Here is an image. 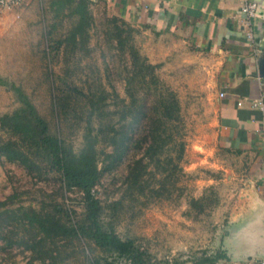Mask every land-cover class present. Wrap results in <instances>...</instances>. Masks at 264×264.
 <instances>
[{"label": "rangeland", "instance_id": "obj_1", "mask_svg": "<svg viewBox=\"0 0 264 264\" xmlns=\"http://www.w3.org/2000/svg\"><path fill=\"white\" fill-rule=\"evenodd\" d=\"M51 1L37 0V9L34 8L33 14L24 20L21 18L14 30L0 42V78L7 85L19 87L39 114L46 118L51 129L60 132L74 150H78L83 140L89 105L85 94L72 91L68 114H61L62 117L57 119V113L53 110V94H60L61 90L66 89L63 83L66 81L87 94L104 92L111 109L116 108L113 103L115 94L118 100L122 98L128 101V94L135 89L133 83L138 87L139 84L137 81L131 84L126 82L131 76L128 71L132 70L130 56L127 51L122 52L111 44L105 35L106 29L110 27L107 20L115 16L109 12L110 9L101 3L89 5L93 24L87 30V50H78L72 55L65 53L63 46L56 49L55 46L56 41L68 33L73 19L68 17L66 10L58 13L56 7L50 5ZM128 26L133 28V44L151 63L148 34L132 24ZM121 27L127 29L126 25L121 24ZM151 64L157 65L151 72L158 78V87L171 90L180 105L184 150L178 162L180 170L177 180L173 185L168 183L170 193L165 197H148L139 192L128 194L124 192L122 183L124 163L114 171L102 174L96 186L97 196L103 208L104 221H109L121 238L134 239L157 258H177L184 260L183 264H192L191 259L203 250L214 251L220 244L230 248L229 244L220 241L237 224L235 217L231 220L230 213L238 210V206H235L240 200V192H236L233 185L222 181L213 185L212 165H196L202 153L193 144L201 134L200 123L204 120L206 95H198L197 89L188 92L189 87L196 86V82L190 79L188 65L178 66L181 68L178 71L163 69L164 64ZM166 67H172V64ZM149 88L155 89L153 85ZM141 93L137 91L138 95ZM153 94H148L147 99H153ZM20 106L14 91L6 85H0V116ZM116 118L117 115L113 120ZM93 123L98 124V120H93ZM99 146L102 145L99 143ZM229 176L227 171L226 179ZM158 177L161 178L160 175ZM221 178H225L223 171ZM210 187L215 191L217 202L201 213L195 211L190 207L189 199L201 197ZM8 197L15 206L20 204L40 208L57 204L66 210L71 209L72 217L75 218L82 211L80 192L72 190L64 193L52 175L47 180L38 181L18 164L4 160L0 162V201ZM230 220L233 221L231 225L227 224ZM70 242L61 248L65 261L58 264H80L84 259V244L77 239ZM93 254L101 253L94 248ZM32 260V254L21 247H7L4 251L0 249V264H24ZM32 264L39 262L33 260Z\"/></svg>", "mask_w": 264, "mask_h": 264}, {"label": "trees", "instance_id": "obj_2", "mask_svg": "<svg viewBox=\"0 0 264 264\" xmlns=\"http://www.w3.org/2000/svg\"><path fill=\"white\" fill-rule=\"evenodd\" d=\"M90 4L88 0L51 1L58 13L66 10L68 17L73 19L68 33L56 41L55 49L63 46L64 52L72 55L78 50H87V30L93 24ZM107 23L110 25L105 31L108 41L130 56L132 70L128 71L131 76L126 82L137 81L140 88L133 83L135 89L128 94V101L118 100L115 94L116 108L111 109L104 92L83 93L65 81L66 89L53 94L57 119L61 114H68L72 91L85 94L89 105L78 150H74L60 132L51 129L19 87L7 85L0 78V85L11 88L21 104L18 109L0 116V162H14L38 181L52 175L64 193L80 192L82 206L75 218L71 209L57 204L36 208L15 206L10 197L0 201V249L21 247L39 264H58L65 261L61 248L77 239L84 244V259L80 264H183L185 261L177 258H157L134 239L121 238L112 224L102 217L103 208L96 190L102 174L125 163L122 177L125 193L165 197L170 193L168 183L173 185L177 180L178 162L184 150L178 98L171 90L158 87V78L151 72L157 65L148 63L133 44L130 23L116 15ZM121 24L127 29L123 30ZM151 85L154 90L149 88ZM137 91L143 94L138 95ZM150 93H154L153 99L148 100ZM93 120H98V124H92ZM216 200L215 191L210 187L201 197H191L188 203L201 213ZM94 248L101 254L94 255ZM228 258L220 244L214 251L203 250L191 262L216 264ZM33 260L24 264H32Z\"/></svg>", "mask_w": 264, "mask_h": 264}, {"label": "crops", "instance_id": "obj_3", "mask_svg": "<svg viewBox=\"0 0 264 264\" xmlns=\"http://www.w3.org/2000/svg\"><path fill=\"white\" fill-rule=\"evenodd\" d=\"M36 1L0 7V42L21 18L33 14ZM88 1L101 3L111 14L146 32L151 63L178 71V66L188 65L190 79L196 82L188 92L197 89L198 95H206L201 134L193 144L202 153L196 165H212L213 185L222 181L240 192L238 210L230 213L237 224L220 241L229 244L230 248L222 246L229 258L216 264H260L239 258L240 247L232 232L254 218L264 202V110L251 102L264 91V0ZM246 1L257 4L250 23L240 12ZM170 63L172 67H166Z\"/></svg>", "mask_w": 264, "mask_h": 264}, {"label": "water", "instance_id": "obj_4", "mask_svg": "<svg viewBox=\"0 0 264 264\" xmlns=\"http://www.w3.org/2000/svg\"><path fill=\"white\" fill-rule=\"evenodd\" d=\"M264 63V61H262ZM232 235L239 245V258L243 261L264 263V202L254 218L245 221L233 230Z\"/></svg>", "mask_w": 264, "mask_h": 264}, {"label": "built area", "instance_id": "obj_5", "mask_svg": "<svg viewBox=\"0 0 264 264\" xmlns=\"http://www.w3.org/2000/svg\"><path fill=\"white\" fill-rule=\"evenodd\" d=\"M21 0H0V7L3 9H11L18 5H20ZM257 4L254 1H246L244 4L240 7V12L245 16L248 23H250V20L255 16ZM249 37L251 35L249 34ZM220 96H223V93H220ZM252 105L259 108L260 110H264V91L260 93V95L254 99L251 100ZM241 102H238V105H240ZM261 140L264 146V128L261 131ZM260 264H264L261 262Z\"/></svg>", "mask_w": 264, "mask_h": 264}]
</instances>
